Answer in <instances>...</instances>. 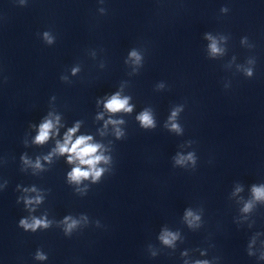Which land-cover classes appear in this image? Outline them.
Wrapping results in <instances>:
<instances>
[{
    "label": "clouds",
    "instance_id": "clouds-1",
    "mask_svg": "<svg viewBox=\"0 0 264 264\" xmlns=\"http://www.w3.org/2000/svg\"><path fill=\"white\" fill-rule=\"evenodd\" d=\"M28 0H20L21 6H26ZM101 5L97 9L98 13L103 16L107 14V9L102 5L105 0H98ZM230 9L227 6L220 8L221 14H227ZM42 42L46 46H52L56 43V35L52 30H46L37 34ZM203 39L207 41L205 46V55L209 60H218L224 57L228 52V44L231 39L230 34L205 32ZM240 45L246 47L248 50H253L256 45L249 40L248 36H243L240 39ZM101 52L103 49L100 50ZM146 48L133 47L128 51L127 57L124 59L125 65L132 66L131 74H138L145 63ZM87 54L93 59H97L98 52L96 49L88 50ZM236 61V56L233 55L231 60L224 65L225 69H230ZM257 64V58L255 55H249L245 62L242 64H236V72L242 73L245 78H252L255 74V68ZM99 67L103 69L105 67V61L100 60ZM82 71V64L76 63L70 68L72 77L77 76ZM7 76H3V82L6 83ZM60 80L66 84H71L72 80L68 74H61ZM127 82H122L120 90L115 91L109 96L98 98L97 106L103 104V110L97 112L95 121H103V126L97 129V133L100 137L108 135L109 127L111 126L112 135L115 140H123L127 137V132L123 125H126V120L123 116L118 118L117 114L130 115L133 113L135 105L130 103L132 100L131 95H123V88ZM167 87L164 81H160L155 85L156 91H162ZM231 87V82L224 83V88ZM56 97L53 95L49 101V111L40 123H30L29 128L36 130V135L31 140V144L35 146H44L50 140H54V147L46 154L37 155L35 159H32L25 152L20 156V162L22 167L21 172L26 173L30 168L33 176H39V174L49 171L50 167L45 165H53L55 159L65 157V163L71 166L70 171L66 173V183L69 186H74L73 191L80 197H84L90 190V185L85 184V181H89L91 185L99 184L108 173H113V156L112 148L106 146L102 142H98L94 139L92 134H79L83 121L77 120L71 127H68L60 137V129L65 128V124L62 122V114L57 111L55 106ZM185 110V104H176L167 117L163 127L169 132L174 133L177 136L184 135V127L180 123L181 113ZM107 114V119L105 116ZM135 120L141 129L145 131L155 130L157 128V121L151 107H145L136 116ZM112 141H109V145ZM196 142L193 140H186L179 145L180 151H177L172 156L173 168H180L185 171L195 172L198 166L199 157L197 156L196 149L193 145ZM25 147L29 145L27 139L23 140ZM191 149L189 151H183V149ZM211 162V161H210ZM8 181L5 180L3 184H0V190L6 188ZM16 190L24 193L22 196H18L16 203H23L24 209L29 215L22 217L18 221V227L23 229L24 232L36 233L38 231H46L53 227L60 228L65 237L71 238L74 233L82 232L90 225H94L96 228H103L100 220H92L86 213H80L78 216L72 214L65 215L62 219L56 220L49 218V212L45 210L39 216L34 215L37 209L45 202L46 195L50 189H43L37 187L35 184L23 187L17 184ZM245 192V185L242 182L236 181L232 186V190L228 195V199L235 203L238 209V214L233 218V223L238 227L247 226L248 229H252L256 220L254 216L258 208L264 207V182L252 183L248 186L247 196L243 195ZM205 207L203 203L196 205L195 207H186L180 218V223L185 226L191 232H197L204 227L205 220ZM185 235L181 228H171L167 224L161 226L160 231L156 237L158 242L157 246L153 243H148L145 251L150 258H156L161 254L173 255L179 244L185 243ZM215 245L209 243L207 248H185L180 252V258L182 264H221V257L219 255H213L209 257V250L214 248ZM167 250V251H166ZM199 254V257L196 256ZM246 253L249 257H255L258 262H264V232H253L249 237ZM48 254L43 251L42 248H37L33 259L36 261H47Z\"/></svg>",
    "mask_w": 264,
    "mask_h": 264
}]
</instances>
